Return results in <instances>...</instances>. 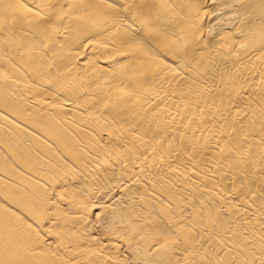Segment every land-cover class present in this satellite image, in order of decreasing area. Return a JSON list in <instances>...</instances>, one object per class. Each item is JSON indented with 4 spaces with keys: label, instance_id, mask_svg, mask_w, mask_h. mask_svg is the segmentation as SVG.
I'll use <instances>...</instances> for the list:
<instances>
[{
    "label": "bare ground",
    "instance_id": "6f19581e",
    "mask_svg": "<svg viewBox=\"0 0 264 264\" xmlns=\"http://www.w3.org/2000/svg\"><path fill=\"white\" fill-rule=\"evenodd\" d=\"M0 264H264V0H0Z\"/></svg>",
    "mask_w": 264,
    "mask_h": 264
}]
</instances>
